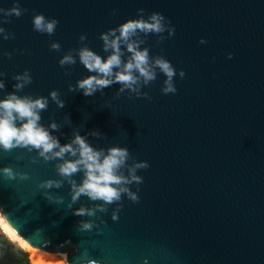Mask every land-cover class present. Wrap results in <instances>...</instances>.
Returning <instances> with one entry per match:
<instances>
[{"label": "water", "instance_id": "obj_1", "mask_svg": "<svg viewBox=\"0 0 264 264\" xmlns=\"http://www.w3.org/2000/svg\"><path fill=\"white\" fill-rule=\"evenodd\" d=\"M19 3L26 11L3 24L15 38L0 39V50L12 53L0 55V97L14 90L12 74L28 69L32 83L18 95L47 96L57 89L65 102L57 108L49 99L41 113L45 126L50 118L61 124L53 132L60 143L75 129L95 147L126 146L149 167L137 170L143 177L139 202L122 198L117 220L111 215L115 205L81 217L73 209L92 202L82 196L67 208V183L48 190L64 203L41 194L39 181L56 178L55 161L22 148L0 150V167L28 173L25 180L0 176V209L18 236L34 248L66 252L69 264L76 257L99 264H264V0ZM11 6L12 0H0V7ZM141 8L145 15L162 13L175 26L173 36L156 44L149 35L145 46L184 70L183 79L174 78L177 92H161L163 74L142 87L151 99L127 91L117 97L119 85L103 95L69 91V83L89 73L79 61L65 66L66 73L58 64L62 52L50 50L49 43L58 41L67 51L79 46L83 33L87 46L104 56L99 33L135 18ZM34 12L58 20L53 35L33 30ZM92 130L101 135H88ZM74 179L79 182L80 175ZM87 219L98 228L80 231L79 222Z\"/></svg>", "mask_w": 264, "mask_h": 264}, {"label": "clouds", "instance_id": "obj_2", "mask_svg": "<svg viewBox=\"0 0 264 264\" xmlns=\"http://www.w3.org/2000/svg\"><path fill=\"white\" fill-rule=\"evenodd\" d=\"M26 9L20 6L19 0H12V6L0 7V39H14V33L3 27L12 16L20 17ZM115 15V10L112 11ZM32 28L41 34L53 35L58 25L55 18L46 17L43 13L34 12L31 17ZM167 33V36L165 35ZM175 34V26L162 13L152 11L145 15L144 9H137L135 18L125 19L115 27H109L99 33L102 41L101 56L93 51L85 43L87 37L81 33L78 37L81 42L78 47L67 51L61 49L58 41H51L50 50L62 52L58 58L61 68L79 63L88 71L75 81V84L67 85L69 91H81L85 96H92L97 92L104 94V89L113 85H119L115 96L127 93L136 97L151 99L142 87L148 86L156 80L158 74H163L161 92L163 94H175L174 78L179 75L185 77L183 69L177 70L161 54H152L145 46L149 35L156 36V44L162 43L168 37ZM200 43L207 41L201 37ZM0 55L11 58L12 53L0 50ZM232 53L227 54L232 58ZM5 73L0 71V91L5 89L3 77ZM15 81L13 91H6L0 97V150L11 152L22 148L27 152L35 151L37 157L43 161H55L56 178H48L39 181L38 187L41 194L50 202L64 203V197L48 191L53 188H61L65 183L69 186L70 199L66 207L72 209V205L86 197L92 202L90 206L83 204L73 209V214L81 217H96L97 212L106 213L110 205L116 207L112 211V219L117 220L122 208V198L126 197L133 203L139 202V185L143 183V177L137 174V170L147 169L149 164L143 160H137L126 146L109 145L104 147L93 146L87 135H81L73 130L71 138L66 143H60L55 131H59L61 124L54 118H50L45 126L41 120V113L47 111L49 99L57 108L64 107V100L57 89H51L47 96L30 94L18 95L17 93L32 83V76L28 69L12 74ZM68 120V117H66ZM88 135L99 137L98 131L92 130ZM19 159V157H17ZM35 162L36 157H30ZM80 175L79 182L74 179ZM0 176L8 180L17 177L21 180L28 178L27 172L15 171L11 166L0 167ZM136 186L133 191L131 186ZM23 202L21 203V205ZM14 227V226H13ZM98 228L93 219L81 220L78 224L80 231H91ZM45 243V241H44ZM80 257L74 258V264ZM80 264H99L98 261L88 259L80 260Z\"/></svg>", "mask_w": 264, "mask_h": 264}, {"label": "bare ground", "instance_id": "obj_3", "mask_svg": "<svg viewBox=\"0 0 264 264\" xmlns=\"http://www.w3.org/2000/svg\"><path fill=\"white\" fill-rule=\"evenodd\" d=\"M0 228L9 239L15 241L18 245L28 251L30 264H69L65 252H50L41 248H34L27 244L15 230L7 223L0 209ZM61 257V259L58 258Z\"/></svg>", "mask_w": 264, "mask_h": 264}, {"label": "trees", "instance_id": "obj_4", "mask_svg": "<svg viewBox=\"0 0 264 264\" xmlns=\"http://www.w3.org/2000/svg\"><path fill=\"white\" fill-rule=\"evenodd\" d=\"M0 264H30L29 253L0 228Z\"/></svg>", "mask_w": 264, "mask_h": 264}, {"label": "rangeland", "instance_id": "obj_5", "mask_svg": "<svg viewBox=\"0 0 264 264\" xmlns=\"http://www.w3.org/2000/svg\"><path fill=\"white\" fill-rule=\"evenodd\" d=\"M14 242H15V241H14ZM65 253H66V252H65ZM58 258H59V259H61V257H60V256H58Z\"/></svg>", "mask_w": 264, "mask_h": 264}]
</instances>
